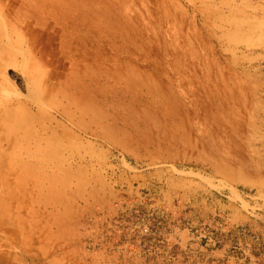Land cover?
<instances>
[{"label": "rangeland", "instance_id": "374dc122", "mask_svg": "<svg viewBox=\"0 0 264 264\" xmlns=\"http://www.w3.org/2000/svg\"><path fill=\"white\" fill-rule=\"evenodd\" d=\"M0 112V264H264V0H0Z\"/></svg>", "mask_w": 264, "mask_h": 264}, {"label": "bare ground", "instance_id": "6f19581e", "mask_svg": "<svg viewBox=\"0 0 264 264\" xmlns=\"http://www.w3.org/2000/svg\"><path fill=\"white\" fill-rule=\"evenodd\" d=\"M38 23V22H37ZM97 67V66H96ZM95 67V68H96ZM98 69V68H97ZM98 71V70H97ZM55 72V71H54ZM86 72V71H85ZM96 72V71H95ZM49 75V74H48ZM61 76V75H60ZM64 76V75H63ZM62 76V77H63ZM86 76V75H85ZM67 77V76H66ZM7 79V78H6ZM43 80V79H42ZM66 80V79H65ZM74 80V79H73ZM31 78H27V85H28V91H27V96L30 98V94L32 95V91H31ZM35 81V80H33ZM50 81H51V87L49 89L48 92H46L45 94H47V96L42 92V95L41 93L40 94H36V92L34 94L36 95H32L33 97V102H31V104L29 102H25V101H22L20 98H16L12 103L13 105L16 106L15 109H26V110H29V111H32L34 109V107L36 108H41L42 104L44 103V101L47 100V97L48 96H51L52 94L54 93H57L56 92V87H57V84L59 82L58 80V77L54 74L51 73V77H50ZM42 82V81H41ZM71 82V81H70ZM95 83V82H93ZM38 84V83H37ZM67 85V84H66ZM96 85V84H94ZM35 86V85H34ZM75 86V85H74ZM70 87V86H69ZM68 88V87H67ZM83 88V87H82ZM36 89V88H35ZM77 89V88H76ZM44 90V88H43ZM83 90V89H82ZM73 92V91H72ZM76 92V91H75ZM52 98V97H51ZM50 98L48 97V100ZM53 99V98H52ZM56 99V98H55ZM12 101V100H11ZM58 103L53 107L51 111V113L56 116L57 118H61L63 119L64 121H67L71 127L73 129H76L78 130V132H82L83 135H87L88 133L94 137H97L100 135V128H96L95 130H91L90 132H87L84 128V126L82 125V120H83V117H85V108L82 107V103L80 104L77 100H67L65 101L64 103H62V100H58L57 101ZM11 104V102L9 103ZM10 106V105H9ZM9 107L7 106L6 104V109L7 110ZM34 117V116H33ZM32 116L29 117V118H26L25 120H23V123L25 126H29L31 124H34L33 121L34 118ZM91 117V116H90ZM5 121V118H4V115L2 114V112H0V123H3ZM55 121V120H54ZM86 123V122H85ZM99 124V123H98ZM1 125V124H0ZM89 129V128H88ZM13 133V132H12ZM91 136V137H92ZM27 143L25 145H28V147H32V145L29 144L30 141H35L36 140V136H35V133L31 132V133H28L27 137ZM11 139L7 136H0V147L2 146L3 143L5 144H11L10 143Z\"/></svg>", "mask_w": 264, "mask_h": 264}]
</instances>
